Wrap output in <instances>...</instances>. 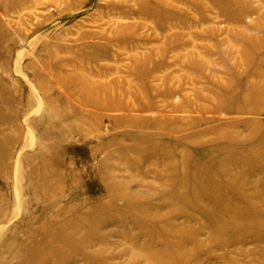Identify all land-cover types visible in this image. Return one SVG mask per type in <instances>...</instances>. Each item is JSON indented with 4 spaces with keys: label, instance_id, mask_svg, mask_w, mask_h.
<instances>
[{
    "label": "rangeland",
    "instance_id": "rangeland-1",
    "mask_svg": "<svg viewBox=\"0 0 264 264\" xmlns=\"http://www.w3.org/2000/svg\"><path fill=\"white\" fill-rule=\"evenodd\" d=\"M0 264H264V0H0Z\"/></svg>",
    "mask_w": 264,
    "mask_h": 264
}]
</instances>
